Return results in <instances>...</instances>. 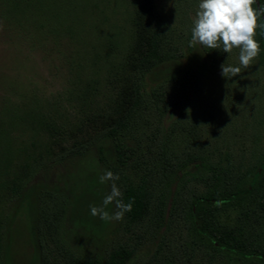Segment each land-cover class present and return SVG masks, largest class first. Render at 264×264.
I'll return each instance as SVG.
<instances>
[{"label": "rangeland", "instance_id": "rangeland-1", "mask_svg": "<svg viewBox=\"0 0 264 264\" xmlns=\"http://www.w3.org/2000/svg\"><path fill=\"white\" fill-rule=\"evenodd\" d=\"M23 1V13L15 15L6 12V0H0V120L8 111L20 116L37 110L46 125L38 128L34 120L32 127L24 128L17 123L3 142L4 148H11L13 160L0 174V221H8L17 208L13 188L32 175L31 185L68 197L65 240L75 254L104 255L118 243L132 245L141 238L134 264H211L190 245L181 219L162 237L163 229L152 235L146 226L128 228L124 220L92 216L90 205L102 206L111 182L100 183L104 173L91 151L67 158L80 145L98 141L104 117H110L121 90L129 85L130 73L122 62L133 33L132 15L143 0ZM153 3L161 24L180 41H190L199 0ZM56 16L62 18L54 24ZM190 47L185 56L193 77L167 85L169 97L160 105L171 109V117L151 123L146 138L167 142L180 158L217 161L227 153L243 171L264 151V76L258 60L226 79L220 66H238V50L227 54L217 49L211 62L203 46ZM37 167L41 170L35 171ZM194 186L186 189V198ZM106 211L113 214L114 203ZM15 215L29 227L25 202ZM26 238L24 227L17 225L12 251L18 260L32 252Z\"/></svg>", "mask_w": 264, "mask_h": 264}, {"label": "trees", "instance_id": "trees-1", "mask_svg": "<svg viewBox=\"0 0 264 264\" xmlns=\"http://www.w3.org/2000/svg\"><path fill=\"white\" fill-rule=\"evenodd\" d=\"M24 2L6 0V12L23 13L20 5H26ZM258 2L260 5L264 0ZM154 9L153 0H143L132 15L133 33L122 62L130 73L129 85L121 90L110 117H104L98 141L80 145L67 158L91 151L103 173L110 170L119 175L115 183L123 193L124 203L134 201L132 210L123 218L128 228L146 226L154 231L152 235L163 229V237L170 224L181 219L190 245L211 264H264V151L242 171L227 153L217 161L195 156L180 158L167 142L156 144L146 138L145 130L151 123L171 117V109L160 105L169 97L167 85L189 74L193 77L194 70L185 56V51L191 50L189 40L180 41L164 27ZM61 18H52L53 23ZM255 38L260 43L257 60L264 76V35L258 30ZM203 53L214 62L211 54L217 50L203 48ZM7 116L0 120V174L13 160L11 148H4L3 142L17 123L24 128L32 127L34 120L38 128L46 125L37 110L20 116L8 111ZM38 169L35 171L41 170ZM31 176L13 188L17 208L8 221H0V264L2 259L3 264H134L141 238L132 245L118 243L104 255L73 253L65 240L68 197L36 188L30 184ZM191 183H195L194 190L186 198L184 194ZM24 202L31 218L29 227L15 215ZM19 224L25 229L32 254L20 255L18 260L12 250Z\"/></svg>", "mask_w": 264, "mask_h": 264}, {"label": "clouds", "instance_id": "clouds-1", "mask_svg": "<svg viewBox=\"0 0 264 264\" xmlns=\"http://www.w3.org/2000/svg\"><path fill=\"white\" fill-rule=\"evenodd\" d=\"M264 2L257 7V0H199L198 8L192 19L190 46L197 44L207 49L221 50L231 54L238 50V66L227 62L221 64V75L231 79L239 75L242 69L249 68L260 54V43L255 38L259 30L264 35ZM119 175L106 170L99 177L100 183L112 182L111 191L102 202V206L90 205L92 216L103 221H122L125 213L130 212L133 200L124 203L120 188L115 183ZM115 204L116 211L110 214L106 208Z\"/></svg>", "mask_w": 264, "mask_h": 264}, {"label": "water", "instance_id": "water-1", "mask_svg": "<svg viewBox=\"0 0 264 264\" xmlns=\"http://www.w3.org/2000/svg\"><path fill=\"white\" fill-rule=\"evenodd\" d=\"M257 7H259V2H258V0H257ZM262 19L264 20V17H262ZM263 53H264V51H263Z\"/></svg>", "mask_w": 264, "mask_h": 264}]
</instances>
